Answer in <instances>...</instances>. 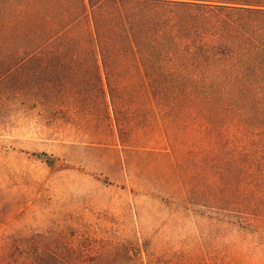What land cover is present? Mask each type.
Instances as JSON below:
<instances>
[{"label":"trees","instance_id":"trees-1","mask_svg":"<svg viewBox=\"0 0 264 264\" xmlns=\"http://www.w3.org/2000/svg\"><path fill=\"white\" fill-rule=\"evenodd\" d=\"M0 68L34 106L64 90L56 106L198 240L214 223L264 245V0H0ZM155 246L34 238L0 244V264H218Z\"/></svg>","mask_w":264,"mask_h":264},{"label":"rangeland","instance_id":"rangeland-1","mask_svg":"<svg viewBox=\"0 0 264 264\" xmlns=\"http://www.w3.org/2000/svg\"><path fill=\"white\" fill-rule=\"evenodd\" d=\"M30 88H19L16 76L0 78V244L55 236L96 245L129 240L199 257L204 244L218 264H264V245L250 234L210 223L201 225L210 236L198 240L192 221H176L171 201H162L165 191L146 193L128 180L124 152L112 148L119 145L94 143L80 112L56 106L65 103L64 90L58 103L34 106ZM149 165L141 163L142 177ZM153 182L160 180L152 174L143 180Z\"/></svg>","mask_w":264,"mask_h":264}]
</instances>
